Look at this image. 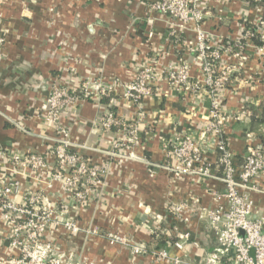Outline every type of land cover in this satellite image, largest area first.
<instances>
[{"label": "crops", "instance_id": "crops-1", "mask_svg": "<svg viewBox=\"0 0 264 264\" xmlns=\"http://www.w3.org/2000/svg\"><path fill=\"white\" fill-rule=\"evenodd\" d=\"M152 1L0 0V151L37 153L45 160L38 170L0 161V172L4 180L19 182L10 196L16 203L35 194L40 196L37 207L48 206L51 218L44 239L61 264H169L149 253L160 249L181 257L182 264H200L216 245L208 219L200 216L225 202L216 197L223 189L216 154L204 155L208 178L177 176L160 166L174 127L195 136L205 127L209 98L201 96L193 107L164 81L162 93L142 101L139 111L122 96L137 64L149 56L158 67L179 60L196 62L189 51L195 41L193 24L171 33V19L149 10ZM260 6L246 0H212L203 8L200 25L213 42L232 41L245 23L256 22L264 13ZM247 55L221 98L224 110L248 111L223 129L237 164L249 154V146L264 151V122L251 123L253 114H264V63L252 49ZM98 78L116 82L114 112L135 125L133 143L124 133L97 123L106 108L94 98L69 105L57 119L47 120L44 100L52 86L75 91L82 82ZM63 129L72 149L104 169L99 181L78 187L86 190L82 200L51 178L55 160L50 149L62 139ZM250 197L256 215L264 217V193L251 191ZM175 204L185 207L180 214L169 210ZM68 220L76 224L75 232L64 226ZM9 229L0 209V264L18 259L9 245ZM183 233L189 239L179 250L173 243ZM162 236L165 246L157 248ZM134 245L147 253H133Z\"/></svg>", "mask_w": 264, "mask_h": 264}, {"label": "built area", "instance_id": "built-area-1", "mask_svg": "<svg viewBox=\"0 0 264 264\" xmlns=\"http://www.w3.org/2000/svg\"><path fill=\"white\" fill-rule=\"evenodd\" d=\"M209 1L212 0H154L148 4L149 10L171 19L173 34L175 29H184L187 24H193L195 41L189 51L195 55L196 62L189 64L179 60L158 67L154 56H149L137 64L136 73L125 84L122 96L132 101L139 111L142 101L162 93L161 85L164 81L170 91L181 95L182 100L191 102L193 107L201 102V96L209 98L205 127L197 136L174 127L168 140L166 161L160 166L177 176L208 178L211 173L204 155L207 151L215 153L216 162L222 171L219 179L223 188L216 197L223 198L225 202L207 208L200 214L208 219L216 240L215 247L203 255L200 264H264V217L256 215L250 197L251 191L264 193V151L249 146V154L243 162L236 163L223 129L230 120L240 121L241 114H248V111L236 113L224 110L221 104L224 92L232 83V76L241 71L248 58V49L255 51L264 63V13L250 27L243 25L238 38L227 42H213L210 34L200 25L203 8ZM253 1L260 6V0ZM256 37L259 44L252 41ZM2 44L3 39L0 37V47ZM115 85L114 80L106 83L98 78L82 82L75 91L52 86L44 100L46 118L54 121L69 105L94 98L104 102L106 108L98 117L97 123L104 129H116L119 133H124L129 137L128 142L133 143L137 138L135 125L125 122L114 112ZM62 133V139H58L50 149V155L55 160L51 178L61 182L63 190L73 198L82 200L86 190H78V187H89L99 181L104 176V169L72 149L65 129ZM113 144L116 147L118 142ZM0 161L23 169L29 167L38 170L45 166L44 157L37 153L18 154L1 150ZM18 184L16 178L4 180V175L0 172V209L2 217L10 224L9 245L12 250L19 252V259L15 264H61L60 259L54 256L49 241L44 239L51 218L48 206L37 207L40 196L35 194L23 196V204L16 203L10 196L17 190ZM184 208L181 204H175L169 210L177 215ZM64 226L72 232L77 230L73 220L66 221ZM188 239L189 235L183 233L173 246L181 250ZM132 252L147 253L141 245H134ZM149 253L156 260L182 264L181 257H170L165 249L151 250Z\"/></svg>", "mask_w": 264, "mask_h": 264}, {"label": "trees", "instance_id": "trees-1", "mask_svg": "<svg viewBox=\"0 0 264 264\" xmlns=\"http://www.w3.org/2000/svg\"><path fill=\"white\" fill-rule=\"evenodd\" d=\"M247 2L251 3L252 5H256L257 3L254 2L253 0H246ZM259 5L264 7V0L259 1ZM252 24L251 23H245L246 27H250ZM253 28V27H252ZM253 43L259 44L260 42L258 41L257 37L252 38ZM104 103V102H103ZM264 122V114L256 116L255 114L252 115L251 117V123L252 124H259ZM164 239H166L164 236H162L159 241L155 244L157 248L164 247Z\"/></svg>", "mask_w": 264, "mask_h": 264}, {"label": "rangeland", "instance_id": "rangeland-1", "mask_svg": "<svg viewBox=\"0 0 264 264\" xmlns=\"http://www.w3.org/2000/svg\"><path fill=\"white\" fill-rule=\"evenodd\" d=\"M17 253H19V252L17 251ZM18 259H19V254H18ZM18 259H17V260H18ZM15 261H16V260H15ZM13 263L15 264V262H13Z\"/></svg>", "mask_w": 264, "mask_h": 264}]
</instances>
